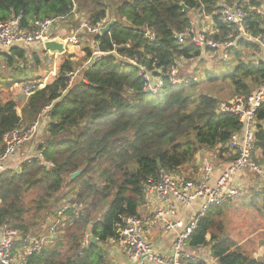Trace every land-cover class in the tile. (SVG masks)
<instances>
[{"label":"trees","instance_id":"16d2710c","mask_svg":"<svg viewBox=\"0 0 264 264\" xmlns=\"http://www.w3.org/2000/svg\"><path fill=\"white\" fill-rule=\"evenodd\" d=\"M107 2L112 3L110 8ZM219 2L242 8L248 32L264 36L262 0H0V21L19 18L20 27L27 31L33 29L35 20L75 23L67 25L71 30L81 20L96 25L109 9L115 17L106 34L78 35L79 42L86 43L82 66L91 63L70 84L77 67L72 56L63 59L52 81L35 84L25 104L14 97L0 98V152L7 134L31 126L45 113L37 151L51 166L34 158L22 162L17 171L0 172V230L7 227L25 235L29 228L60 221L53 237L39 253L29 254L26 264H108L100 246L110 240L117 242L124 221L139 217L146 187L160 173L194 169L203 149L227 150L231 136L242 125L236 116L219 111L223 101L204 91L201 83L226 82L232 99L251 95L264 84V60H243L237 47L257 46L237 40L226 53L232 66L222 60L217 70L200 71L199 79H185L177 72L181 62L199 59L202 52L218 51L176 38L191 28L187 12L199 11L211 18L213 32L206 35L208 39L219 44L234 40L233 27L220 20L223 5ZM147 31L153 40L146 36ZM94 45L102 53L95 60ZM39 53L44 51L31 52L33 64L28 65L27 49L0 50V74L4 70L9 74L7 78L0 75V86L25 85L18 87L21 90L35 83L42 65ZM146 75L160 80L161 88L146 90ZM173 79L181 82L173 84ZM263 125L264 101L255 113L253 134V159L264 169ZM78 170L81 174L70 180ZM31 192L37 195L34 216L27 221L25 198ZM249 204L264 216V186L252 191ZM73 205L82 208L79 218L74 217ZM223 207H211L200 220L188 239L190 250L208 245L216 264H264V259L243 252L217 229L216 219ZM65 232L70 247L62 251L61 233ZM85 236L89 240L84 246ZM187 264L207 262L198 259Z\"/></svg>","mask_w":264,"mask_h":264},{"label":"built area","instance_id":"2783aa9c","mask_svg":"<svg viewBox=\"0 0 264 264\" xmlns=\"http://www.w3.org/2000/svg\"><path fill=\"white\" fill-rule=\"evenodd\" d=\"M121 1V0H120ZM220 20L233 27L235 34L234 40L224 44L216 43L207 38L205 32L196 33L191 27L184 34L176 35L179 41L189 39L200 48H211L223 52L226 57L228 48L233 46L237 40H245L257 46V48L264 49V36H252L245 25L247 14L237 5H223L220 10ZM60 22V20L58 21ZM105 20H101L94 26L86 22H80L77 27L69 30V34L62 36L55 34L54 29H58L56 22L52 20H35L33 22V29L30 31L23 30L19 25V18L0 21V50L7 51L17 45L24 47L38 46L42 47L44 42L59 41L64 46L77 45L78 35L80 33H87L91 35L100 34V30L105 26ZM57 26V27H56ZM146 36L153 40V36L147 31ZM128 47V46H127ZM102 53L97 51L96 46H93V57L97 58ZM127 62L135 64L133 59L124 58ZM90 61L86 65H89ZM86 65L81 68L84 69ZM140 74L144 75V68L140 67ZM174 72H172V75ZM75 77V73L70 77L69 84ZM146 90L155 92L161 88L162 83L157 79V84L152 82V79L146 75ZM180 79H173V84H179ZM35 84H28L25 88L19 90L20 95L27 96L30 91L34 89ZM264 101V84L251 95L247 97L234 98L228 102H223L219 106L221 113H229L238 118L242 125L238 133H234L226 147L233 154L234 158L226 170L216 180L213 185H210L213 167L210 163L205 162L200 171V175L196 180L184 179L177 174L160 173L158 180L146 187V196L156 197L162 202L161 206L155 210L147 220L139 217L127 218L124 225L119 230V240L125 256L135 262H149L152 264H183L187 261H197L199 258L191 252L188 246V239L196 230L200 220L206 216L211 207L221 206L230 200L239 196L241 188L239 185L233 184V179L239 173L250 172L255 177L264 181V169L260 167L253 159V134L255 129V113L260 104ZM47 108L45 112L48 110ZM45 114V113H44ZM40 115L37 120L27 128H19L4 137L3 148L0 152V172L7 169L8 162L15 157L22 144L27 142L33 133L38 130L39 121L44 124L45 115ZM43 165L45 164L40 159ZM200 202L201 205L197 211L192 214L190 221L184 225L181 221H175L173 218L176 215L175 204L183 208H190L193 203ZM74 217L79 218V213L82 211L80 206L73 205ZM63 212V211H62ZM62 212L59 216H62ZM152 222L159 224L166 232H176V236L172 242V251L168 257L159 256L153 249V245L144 237L145 222ZM60 223L48 226L49 235L54 234L56 226ZM0 234V264H26V258L31 253H39L42 249L44 238H30L20 237L15 230L4 227ZM88 237L85 236L82 245H87ZM113 241V240H110ZM15 242L20 243L24 249L23 253L19 255V261H15L13 257V250ZM114 264V263H108Z\"/></svg>","mask_w":264,"mask_h":264},{"label":"rangeland","instance_id":"374dc122","mask_svg":"<svg viewBox=\"0 0 264 264\" xmlns=\"http://www.w3.org/2000/svg\"><path fill=\"white\" fill-rule=\"evenodd\" d=\"M118 2L119 0H114ZM108 7L112 6V3L107 2ZM219 4H221L219 2ZM223 5V4H221ZM188 16L190 18L191 24L193 26V29L198 31V30H204L203 25H205V15L201 14L199 11H189L187 12ZM107 16L109 19H114L115 17L112 16L110 9L107 12ZM79 18L77 17V20ZM211 19V18H210ZM60 24V27L58 26V29L56 32L62 36L68 35L67 31L65 30V27L70 26L75 24V23H63L61 24V21L58 22ZM74 29V28H73ZM85 41L82 39L80 42L78 40V45L75 46H69L66 47V52L63 53L62 55H55L52 54L50 57H47V55H42L39 53V57L42 60V65L40 66V69L38 71V75L41 81H44L45 83H48L54 79V76H56L58 72L59 65L63 61L64 58L68 56L71 57V61L76 62L77 67L75 73V77L77 78L80 75V72L84 69H82V59H83V54L82 50ZM86 46V45H85ZM42 48L38 46H32L27 48V53H28V59H27V64L32 65L33 60L31 59V52L36 51L39 52ZM264 49H257L255 47H249L247 49L244 48H239L237 47V51L240 52L241 58L246 61H253L254 57L257 59H262L264 57ZM79 53H81L79 55ZM223 52L220 50L212 52V53H204L202 52V55L199 59L191 60V61H184V67L180 65L178 68L177 72L180 77L183 78H194L195 76H198V73L203 70H209L214 71L221 66V61L224 60L226 61L227 67L232 66L231 62V57H224ZM75 56H78L75 58ZM233 59V58H232ZM221 71V70H220ZM176 72V73H177ZM174 73V74H176ZM2 77L7 78L9 74L6 73V71H2L0 74ZM200 75V74H199ZM73 78V79H74ZM201 78V77H200ZM199 79V78H198ZM152 84L155 86L157 84V79L153 78ZM4 83V81H1V84ZM11 87L8 88L5 85L0 86V98L7 99L9 97H14L15 96H20L19 93V88L16 86H25V85H20V84H13L10 85ZM201 86H203L204 91H211L212 95L218 96L221 101L228 102L230 101L233 97L231 94V90L229 88V85L226 82H216V83H201ZM24 97H21L19 99V102L22 103L24 102ZM22 101V102H21ZM222 102V103H223ZM46 122V121H45ZM25 127V126H24ZM38 130L32 134L31 138L22 144V146L19 149L20 151L26 152V150L30 149V154L27 156V158L18 157L17 160H15L11 164H7V169L6 170H11V171H17L19 169V166L22 162L28 161L31 159H41L40 154H38L37 151V146L39 145L41 141V136L43 133V130L45 129V123L44 125L42 124L41 121H39V126ZM264 128V125H263ZM18 152V154H19ZM218 153H215V156H217ZM215 156H213V160L209 159H204L202 164L204 162L212 164L213 161L215 160ZM186 168V167H184ZM190 168V167H189ZM183 169V168H182ZM239 183L241 181L246 182V189L243 188V190L240 192L239 196L230 200L226 204H224V207L222 208V213L219 218L216 219L217 223V229L219 231H223L226 235H228L232 240L235 242V244L245 253H247L250 256H253L258 259H264V216L257 211L256 208L250 207V198L252 195V191L255 189H258L257 187L252 186L253 184H258L262 188L264 184L263 182L255 177L253 174L250 172H242L239 175L238 178ZM260 189V188H259ZM258 189V190H259ZM67 191V189H66ZM37 193L31 192L29 193L26 198H25V206L28 211L26 214L25 218L27 221L33 218L34 216V211L32 210L33 207V200L36 198ZM222 227V229H221ZM64 231V230H63ZM62 231V232H63ZM218 231V232H219ZM61 232V231H60ZM65 233H61V239L63 240L62 242L64 243V246L62 248V251H65L69 246L66 242H68V236ZM18 235H20L18 233ZM49 235L48 227H42L41 226H35L34 228H29V232L25 235H20V237H30V238H44L43 245L46 244L47 242V236ZM206 240L209 242L210 236L208 235L206 237ZM18 242H15V244ZM22 248V247H21ZM209 252V246H204L201 248H198L197 250H194L192 253L195 255L197 258H202L205 260H210L208 256ZM22 252H13V257L15 261H19V255H21Z\"/></svg>","mask_w":264,"mask_h":264},{"label":"crops","instance_id":"0c3cea01","mask_svg":"<svg viewBox=\"0 0 264 264\" xmlns=\"http://www.w3.org/2000/svg\"><path fill=\"white\" fill-rule=\"evenodd\" d=\"M260 13L262 15H264V0H262ZM104 20H105L106 24L110 21L109 17L107 16V13H106V18ZM204 21L206 22L205 25H203L204 30L196 31V30L193 29L196 33L205 32L206 34H209V32H213V22L211 21L210 17L206 16ZM80 22H85V21L81 20ZM61 24H62V21H61ZM56 25H58L60 27V24L56 23ZM191 26H193V25L191 24ZM65 30L69 34V32H68L69 30L66 27H65ZM54 33L58 34L56 32V29H54ZM77 45H78V43H77ZM15 47H21V48H24V49L28 48V47H24V46H20V45H17ZM64 47H65V52H66V47H69V46H64ZM41 54L42 55L45 54V55H47V57H50L52 55L51 53H48V52H44V53H41ZM80 54L81 53H79V55ZM55 55H62V54H55ZM76 57H78V56H75L73 58L76 59ZM254 60H264V57L262 59H257V58L254 57ZM184 64H185L184 61L181 62V65L183 67H184ZM34 82H35L34 84H41L42 86L46 84L44 81L40 80L39 75H38V79H36ZM30 84H32V83H30ZM16 87H19V86H16ZM21 97H24V99H25L24 102L21 101L22 102L21 104H25V102L27 100V96H22V95L15 96V98L18 99V100ZM18 152L15 155V157L12 158L8 162V164L13 163L15 160L18 159V157H22V159L23 158H27V156L30 154V149L26 150V152L20 151L19 154H18ZM215 153H218L217 156H215ZM213 156H215V158H214L215 160L211 164L212 167H213V172H212L211 178L209 180L210 185H213L216 182V180L221 176V174L226 170V168L230 165V163L232 162L233 158L235 157L234 154L229 149H227L224 152L221 151L220 149L219 150H216V149L204 150L203 149L196 156L194 169L186 167V168L180 169L175 174L183 177L184 179L190 178L192 180H196V179H198V177L200 175V171H201L202 165L205 163L204 162L202 164V162L204 160L202 158L213 160ZM240 174L241 173H239L237 176H235V178L233 179V184L234 185H239V187L241 188V191H242L243 188L246 187V182L245 181H241L239 183L238 178H239ZM262 182H264V181H262ZM252 186H254V187L258 186V189L259 188L261 189L260 185H258V184H253ZM161 204H162V202L160 200H158V198L146 196V202L140 208L139 213H138L139 218H141L143 220H147L149 218V216L161 206ZM200 205H201L200 202H195V203L192 204V206L190 208H183L180 205L175 204V206H176V215H175V217L173 219L175 221H181V222H183L184 225H186L190 221V219L192 217V214L195 211L198 210ZM49 225H51L50 222L47 224V227ZM143 232H144V237L146 238V240H148L153 245L154 251L159 256L168 257L171 254L172 242H173V239L176 236V232H166V231L163 230V228H161V226H159V224H154V223L148 222V221H146L145 224H144V231ZM1 233H2V231L0 230V234ZM50 237H53V234L50 235ZM100 249H101L102 253H105L106 260H107L108 263H114V264H152V263H149V262H146V261H143V262H132V261H130L125 256V254L123 252V249H122V247H121L119 242L108 241L105 245L100 246ZM22 251H24V249L21 248L19 243L15 244L13 252L14 253L18 252L19 253V252H22ZM193 251L194 250H191V252H193ZM208 256H209L210 260H205V259H202V258H200V259L206 261L207 264H216L215 261L210 257L209 252H208ZM183 264H187V262H183Z\"/></svg>","mask_w":264,"mask_h":264},{"label":"water","instance_id":"95a60500","mask_svg":"<svg viewBox=\"0 0 264 264\" xmlns=\"http://www.w3.org/2000/svg\"><path fill=\"white\" fill-rule=\"evenodd\" d=\"M183 7V6H182ZM187 9L185 7H183V12H186ZM115 20L111 19L101 30H100V35L106 34L110 31L111 27L114 25ZM42 50L44 52H48L51 54H63L65 53V47L64 44L62 42L59 41H48V42H44L42 45ZM91 63V62H90ZM89 63V64H90ZM81 174V170H78L77 172L71 174L69 176L70 180H73L74 178H76L77 176H79ZM91 242H95L94 238H90Z\"/></svg>","mask_w":264,"mask_h":264},{"label":"bare ground","instance_id":"6f19581e","mask_svg":"<svg viewBox=\"0 0 264 264\" xmlns=\"http://www.w3.org/2000/svg\"><path fill=\"white\" fill-rule=\"evenodd\" d=\"M73 12H74V9H73ZM106 25V24H105ZM42 48V47H41ZM65 210V208L62 210V211H64ZM16 244H18V243H16ZM19 245H20V243H19ZM14 247H15V245H14ZM18 247V246H17ZM200 259V258H199ZM130 261H132V260H130ZM132 262H135V261H132Z\"/></svg>","mask_w":264,"mask_h":264}]
</instances>
